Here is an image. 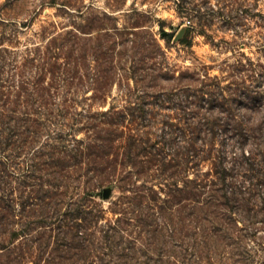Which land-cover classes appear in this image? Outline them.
<instances>
[{"label": "trees", "instance_id": "obj_1", "mask_svg": "<svg viewBox=\"0 0 264 264\" xmlns=\"http://www.w3.org/2000/svg\"><path fill=\"white\" fill-rule=\"evenodd\" d=\"M106 19L22 46L0 36V264H253L264 118L203 110L259 91L175 76L139 20ZM115 83L121 104L98 108ZM109 185L120 193L104 208Z\"/></svg>", "mask_w": 264, "mask_h": 264}, {"label": "rangeland", "instance_id": "obj_2", "mask_svg": "<svg viewBox=\"0 0 264 264\" xmlns=\"http://www.w3.org/2000/svg\"><path fill=\"white\" fill-rule=\"evenodd\" d=\"M235 0H0V36L5 43L12 36L11 44L40 41L41 31L47 27L46 35L56 29H65L83 23L87 18L106 14V26L138 29L133 23L139 20L141 27L148 28L161 45L167 65L175 70L194 73L205 82L225 88L229 96L233 88H241L237 83L245 81L251 91H259L254 100L238 97L228 100L223 107L207 106L203 111L216 116V112L226 117L235 115L237 120L259 123L264 118V0H237L244 2L243 10H235ZM61 4L67 7L60 6ZM135 10L143 16L135 14ZM235 10V11H234ZM234 11L239 19L229 21ZM239 20V21H238ZM186 74V73H184ZM187 75V74H186ZM197 83V82H196ZM200 83H198V86ZM170 88L171 85H168ZM92 90L87 91L90 95ZM240 94V93H239ZM116 83L106 103L98 108H108L110 104H121ZM96 106V105H95ZM172 118L179 117L176 110ZM236 123L229 120V128ZM235 125V124H234ZM80 132L78 136H81ZM245 149L251 145L246 143ZM207 163L203 167L206 168ZM108 197H101L104 208L119 195L114 185ZM108 216L113 213L107 210ZM261 243H251L253 264H264V227L259 231ZM214 264H232L219 257Z\"/></svg>", "mask_w": 264, "mask_h": 264}, {"label": "water", "instance_id": "obj_3", "mask_svg": "<svg viewBox=\"0 0 264 264\" xmlns=\"http://www.w3.org/2000/svg\"><path fill=\"white\" fill-rule=\"evenodd\" d=\"M109 195H110V189L109 188H104L103 197H108Z\"/></svg>", "mask_w": 264, "mask_h": 264}]
</instances>
